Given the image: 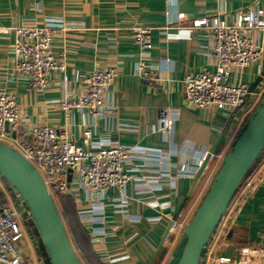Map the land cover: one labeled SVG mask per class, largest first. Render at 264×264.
I'll return each instance as SVG.
<instances>
[{"label": "crops", "instance_id": "obj_1", "mask_svg": "<svg viewBox=\"0 0 264 264\" xmlns=\"http://www.w3.org/2000/svg\"><path fill=\"white\" fill-rule=\"evenodd\" d=\"M256 7L264 11V0H0V91L15 95L20 130L34 125L64 128L83 146L82 130L89 126V150L121 144L131 151L125 170L132 179L123 189L111 188L103 195L82 192L74 200L71 233L60 214L71 243L73 235L79 244L77 249L72 246L83 264L168 263L220 166L222 158L214 154L227 145L226 135L195 183L197 173L184 171L185 164L204 159L230 124L224 110L184 104V76L215 71L211 36L190 28L192 21L203 16L232 21L237 13ZM47 18L67 27L52 41L53 53L63 54L66 66L51 75L52 87L35 90L15 75L14 27L42 25ZM138 26L152 30L145 63L149 75L161 81L142 78L136 71L140 52L132 28ZM254 38L264 47V30ZM97 65L115 67L118 76L104 96L108 113L94 121L85 111L64 110L59 103L63 95L77 97L84 89L83 77ZM258 78H264V53L241 74L249 86ZM0 195L20 211L26 264H44L24 202L1 176ZM173 219L180 226L171 228ZM263 241L264 183H254L236 204L232 200L200 263Z\"/></svg>", "mask_w": 264, "mask_h": 264}, {"label": "built area", "instance_id": "obj_2", "mask_svg": "<svg viewBox=\"0 0 264 264\" xmlns=\"http://www.w3.org/2000/svg\"><path fill=\"white\" fill-rule=\"evenodd\" d=\"M263 15L264 11L256 7L251 11L237 13L232 21L218 16L196 18L190 27L210 34L215 71L202 70L186 74L183 78V100L187 107L227 112L230 124L224 135L228 142L219 154L221 158L264 96V78L253 90L241 80L244 69L258 63L264 53V47L254 38L255 32L264 30ZM66 29L55 18H47L42 25L14 27L11 49L13 69L16 77L24 80L31 89L44 90L52 87L51 75L64 71V55L53 53L52 41ZM132 37L140 52L136 62L137 73L142 78L161 81L160 76L149 75L145 63L152 48L151 28L134 27ZM117 76L115 67L95 66L83 77V91L77 97L63 95L60 106L64 110H83L94 121L103 118L108 113L104 96ZM91 135L92 129L84 127L83 146H80L70 139L64 128L34 125L29 131L23 132L20 130L15 95L10 91H0V142L18 151L38 170L53 198L59 194L72 196L76 200L86 191L103 195L111 188L123 189L132 179L125 170L131 151L121 144L89 150ZM203 161L204 159L193 164L186 163L184 171L197 173ZM263 163L264 155L244 179L233 199L244 196L254 183H264ZM24 209V215L28 217L26 207ZM20 218L17 207L0 200L2 264H26L22 254L23 232ZM177 226H180L179 221L173 219L171 228ZM209 260L210 264H264V241L241 246L232 255L209 257Z\"/></svg>", "mask_w": 264, "mask_h": 264}, {"label": "water", "instance_id": "obj_3", "mask_svg": "<svg viewBox=\"0 0 264 264\" xmlns=\"http://www.w3.org/2000/svg\"><path fill=\"white\" fill-rule=\"evenodd\" d=\"M258 78L250 87L253 90ZM218 137L196 174L202 173L223 137ZM264 155V96L247 117L201 201L185 224L167 264H201L204 246L219 226L244 179ZM0 176L24 202L29 224L39 239L44 264H83L74 250L62 217L38 170L18 151L0 142Z\"/></svg>", "mask_w": 264, "mask_h": 264}, {"label": "trees", "instance_id": "obj_4", "mask_svg": "<svg viewBox=\"0 0 264 264\" xmlns=\"http://www.w3.org/2000/svg\"><path fill=\"white\" fill-rule=\"evenodd\" d=\"M56 198H57V207H58L60 214L62 215L66 225H67L68 231L71 233V231H72L71 226L73 225V220L75 219V215H76L75 214L76 211H75L74 198L72 196H68V195L65 196V195H59V194L56 195ZM0 200L2 201V203L5 204V201H4L3 197H1V195H0ZM71 240H72V244L74 245V248L77 249V246H79V244L77 243V241L75 240L73 235H71Z\"/></svg>", "mask_w": 264, "mask_h": 264}, {"label": "rangeland", "instance_id": "obj_5", "mask_svg": "<svg viewBox=\"0 0 264 264\" xmlns=\"http://www.w3.org/2000/svg\"><path fill=\"white\" fill-rule=\"evenodd\" d=\"M219 154H220V153H215L214 156L217 158V157L219 156ZM220 158H221V155L219 156V160H220ZM256 165H257V163H256ZM238 198H239V194H238ZM54 200H55V203H56V205H57V198H56V196L54 197ZM237 200H238V199H236V198L234 199V203H235V204L237 203ZM196 203H198V202H196ZM196 203H195V204H196ZM230 210H231V209H230ZM193 212H194V211H193ZM193 212H192V214H193Z\"/></svg>", "mask_w": 264, "mask_h": 264}]
</instances>
